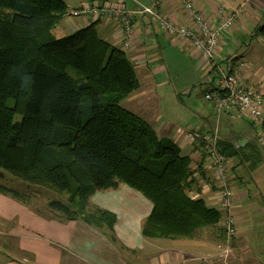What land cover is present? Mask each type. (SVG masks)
<instances>
[{
    "label": "trees",
    "instance_id": "1",
    "mask_svg": "<svg viewBox=\"0 0 264 264\" xmlns=\"http://www.w3.org/2000/svg\"><path fill=\"white\" fill-rule=\"evenodd\" d=\"M69 14L65 0H0V194L30 207L44 188L61 197L49 202L58 220L113 234L116 214L92 199L127 186L153 204L144 237L206 230L225 245L224 214L193 197L191 156L120 105L142 87L129 56L96 23L57 37ZM255 36L264 41V26Z\"/></svg>",
    "mask_w": 264,
    "mask_h": 264
},
{
    "label": "crops",
    "instance_id": "2",
    "mask_svg": "<svg viewBox=\"0 0 264 264\" xmlns=\"http://www.w3.org/2000/svg\"><path fill=\"white\" fill-rule=\"evenodd\" d=\"M126 1L101 0L98 5L117 6ZM157 1L161 3L160 11L172 23L179 27L188 25L186 14L175 0H154L153 5L133 0L131 4L134 6V3H139L154 7ZM193 1L209 24L218 28L220 21L216 13L218 0ZM89 3V0H81L80 5L91 6ZM250 4L237 8L231 0H224L222 3L225 12L229 15L235 14L236 19L235 25L220 35L217 52L219 67L216 70H213L211 64L192 47L190 41L172 38L154 18L136 13L133 45L129 51H124L136 67L142 87L129 98L139 106L142 102L148 104L155 97L150 94L152 86L158 83L165 84L164 80L160 79V73L166 70V66L153 65L156 61L154 59L164 48V40L195 59L202 76L207 80L205 94L214 90L220 69L229 72L232 70L231 64L238 61L246 64L243 72L246 85L264 94V41L261 37L255 36L256 29L264 20V0H257L254 5ZM92 23H96V28L103 39L124 49L123 31L118 21L81 17L80 23L63 24L58 26V29L68 31L73 28L76 31L77 27L80 29ZM247 37H251L252 42H248ZM212 103V111L214 110L218 118L216 127L210 126V129H207L204 124L205 127L200 133L211 135L218 130L221 142L237 148L233 150L227 145L231 154V157H227V163L237 200L234 206L237 233L228 260L223 259V252L214 253L209 250L208 244L200 247L206 252L204 256L197 255V252L192 250L185 251L181 246H165L169 242L200 240L223 247L225 241L211 231L198 233L191 241L152 240L144 237L143 226L153 206L146 203L139 193L131 192L127 186H122L113 191L100 192L93 197L102 198V203L98 201L94 204L92 199L96 207L116 213L118 222L113 234L88 226L82 220L63 223L54 217L43 218L29 207L0 194V222L4 224L0 229V255L5 258L0 264H264V146L260 141L261 126L249 116L239 118L226 112L221 115L217 113L215 103ZM134 111L141 117L140 108ZM144 120L156 130L158 136L164 135L163 138L174 140L181 150L193 147V153L189 156L192 158L194 169L196 188L194 195L204 198L211 208L222 212L218 191L216 188H210L216 184V177L213 163L208 158L204 146L195 144L188 135L182 136L181 132L171 138L172 129L168 128L169 122L160 116L159 110L152 113L151 121ZM223 125L229 130L221 134ZM14 220H17L18 224L13 227Z\"/></svg>",
    "mask_w": 264,
    "mask_h": 264
},
{
    "label": "built area",
    "instance_id": "3",
    "mask_svg": "<svg viewBox=\"0 0 264 264\" xmlns=\"http://www.w3.org/2000/svg\"><path fill=\"white\" fill-rule=\"evenodd\" d=\"M175 1L178 2L186 14L188 22L186 26L180 25L179 27L163 15L159 9L161 3L158 1L154 7L138 3H134V6H132L133 0H127L125 3L117 6L91 4V6H84L73 12L71 16L89 19L108 18L112 21H118L123 31L122 42L125 51H129L133 45L136 32L134 15L138 13L140 15L151 16L167 35L178 40L190 41L192 47L200 53L202 58L211 64L212 69H218L217 52L221 39L220 35L223 31L235 25L236 15L227 14L222 7L224 0H218L216 13L220 21L218 28H214L209 24L193 0ZM245 66L244 62L238 61L231 64L232 70L229 72H224L220 69L217 74L214 90L206 94V99L214 101L217 113L221 115L226 112L239 118L249 116L255 119L261 126L260 141L264 146V94L246 85L243 74ZM188 137L195 144L204 146L208 158L213 163L216 184L210 186V188H216L220 196L222 213L224 214L222 226L227 238L223 247V254L227 258L232 251V246L236 239L237 219L234 213V206L237 200L235 189L232 187L227 157L220 148L219 131L216 130L211 135H203L201 133L198 135L189 134ZM193 197H195L194 194Z\"/></svg>",
    "mask_w": 264,
    "mask_h": 264
},
{
    "label": "rangeland",
    "instance_id": "4",
    "mask_svg": "<svg viewBox=\"0 0 264 264\" xmlns=\"http://www.w3.org/2000/svg\"><path fill=\"white\" fill-rule=\"evenodd\" d=\"M67 1L68 6L70 7V14L67 15V17L64 18V21L61 23V25H69L74 24L76 25V22L80 23L79 18H75L71 16L73 12L81 9L83 6L80 5L81 0H65ZM89 4H96L98 5V2L101 0H89ZM145 3H148L149 5H153L154 0H140ZM234 2V5L238 7H242V5H254V2H250V0H231ZM250 2V3H249ZM139 4V3H138ZM142 5V4H141ZM144 5V4H143ZM76 9V10H75ZM261 26H264V20L260 22ZM83 26V25H80ZM69 27V26H68ZM73 27V26H72ZM59 27L55 28L54 34L61 38L68 36L72 33H74L75 29H69L68 31H59ZM76 29H79L77 27ZM246 36V35H244ZM173 38V37H172ZM161 39L163 37L161 36ZM166 39V38H165ZM168 40V39H167ZM248 42H252L251 37H247ZM164 48L160 51V55L157 56L155 63L153 65L157 64H164L166 66V70L162 73H160V79L164 80L165 84H155L152 86V90L150 92L151 95L155 96L154 99L147 104V102L140 103L141 105H137L135 101L133 102L131 98L125 99L121 102L120 105H122L124 108L128 109L130 112L134 113V110H138V108L141 109L140 116L144 119H148L151 121L152 113L159 110L160 116H162L165 120L169 122L168 128L171 127L172 133L170 134L171 138L176 135L179 132L182 133V136H186L189 134L198 135L200 131L204 129V124L208 127L207 129H210V126L216 127L217 123V114L214 113L213 109V103L214 101L207 100L206 99V79L202 76V71L199 69L198 65L196 64L195 59L193 60L190 58V55L187 54V52L178 49H175L173 45L170 44L169 41L164 40ZM196 53V52H195ZM167 80V81H166ZM146 100V98L144 99ZM142 104H145L142 106ZM150 104V105H149ZM145 108V109H144ZM144 109V110H143ZM155 110V111H154ZM136 113V112H135ZM153 123V122H151ZM228 131L229 128H226V126L223 125L221 127V134H223L225 131ZM164 135H160L159 137H163ZM183 155H191L193 153V147L189 146L188 149L182 150ZM19 184L12 183V186H17V188H21V185L25 187V184L18 182ZM125 187V186H124ZM128 188V187H127ZM34 190L37 192V196L35 199H33L30 202V210H32L35 214L38 216H42L43 218H56L60 215L59 212L53 211L49 208V202L53 199H61V197L53 194L51 191H47L44 188L41 187H33ZM131 192H134L130 188H128ZM140 197L146 203L150 204V202L142 195L140 194ZM101 199V200H100ZM15 200V199H14ZM93 203L97 204L102 203V198H93ZM151 205V204H150ZM153 206V204H152ZM115 213V212H114ZM116 214V213H115ZM117 216V215H116ZM60 221V220H59ZM62 222V221H61ZM17 220H14L12 222V226H16ZM4 225V224H3ZM2 223L0 222V229L3 228ZM9 227V226H5ZM205 232V231H204ZM203 232V233H204ZM118 239V238H117ZM207 242V241H206ZM205 244H208V249L212 250L214 253L216 252H224V246L219 247L215 245H211L208 242L204 243L200 240H197L195 242H184V241H178V242H169L165 246H181L183 247L185 251L192 250L197 252V255L204 256L205 251L200 249V247H203ZM204 251V252H203ZM232 252V251H231ZM223 254V253H222ZM231 255V253H230ZM229 256L225 258L223 254V259L228 260ZM5 260L4 256L0 255V262H3Z\"/></svg>",
    "mask_w": 264,
    "mask_h": 264
}]
</instances>
